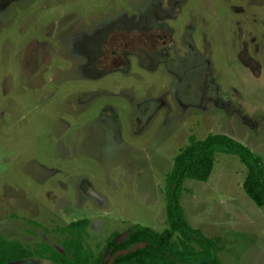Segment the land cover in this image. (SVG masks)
Masks as SVG:
<instances>
[{"label":"rangeland","instance_id":"1","mask_svg":"<svg viewBox=\"0 0 264 264\" xmlns=\"http://www.w3.org/2000/svg\"><path fill=\"white\" fill-rule=\"evenodd\" d=\"M209 133L264 168V0H0L7 239L62 250L59 228L87 218L98 252L133 225L162 231L173 158ZM245 173L217 152L208 179H185L179 195L222 264H264V208Z\"/></svg>","mask_w":264,"mask_h":264},{"label":"trees","instance_id":"2","mask_svg":"<svg viewBox=\"0 0 264 264\" xmlns=\"http://www.w3.org/2000/svg\"><path fill=\"white\" fill-rule=\"evenodd\" d=\"M217 152L239 157L246 170L243 191L256 206L264 208V168L249 147L225 133H209L201 139L190 135L174 156L165 178L167 227L162 231L133 225L120 241L117 232L110 233L98 252L85 242L87 218L59 228L65 234L60 241L62 250L47 242L31 246L0 234V264H13L32 257L48 260L51 264H222L215 254L217 240L192 227L179 203L184 180L206 181Z\"/></svg>","mask_w":264,"mask_h":264},{"label":"water","instance_id":"3","mask_svg":"<svg viewBox=\"0 0 264 264\" xmlns=\"http://www.w3.org/2000/svg\"><path fill=\"white\" fill-rule=\"evenodd\" d=\"M111 262H109V264H110Z\"/></svg>","mask_w":264,"mask_h":264}]
</instances>
